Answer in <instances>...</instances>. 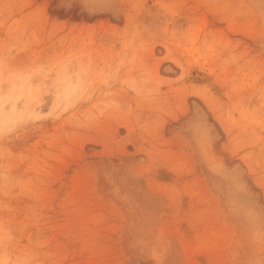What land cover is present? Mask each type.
<instances>
[{
    "label": "rangeland",
    "instance_id": "obj_1",
    "mask_svg": "<svg viewBox=\"0 0 264 264\" xmlns=\"http://www.w3.org/2000/svg\"><path fill=\"white\" fill-rule=\"evenodd\" d=\"M0 264H264V0H0Z\"/></svg>",
    "mask_w": 264,
    "mask_h": 264
},
{
    "label": "bare ground",
    "instance_id": "obj_2",
    "mask_svg": "<svg viewBox=\"0 0 264 264\" xmlns=\"http://www.w3.org/2000/svg\"><path fill=\"white\" fill-rule=\"evenodd\" d=\"M2 109V108H1Z\"/></svg>",
    "mask_w": 264,
    "mask_h": 264
}]
</instances>
